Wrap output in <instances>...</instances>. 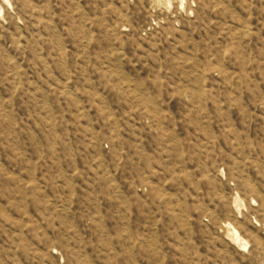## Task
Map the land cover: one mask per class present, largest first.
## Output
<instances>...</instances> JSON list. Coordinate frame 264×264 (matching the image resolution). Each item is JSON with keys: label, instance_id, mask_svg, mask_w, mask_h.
Returning a JSON list of instances; mask_svg holds the SVG:
<instances>
[{"label": "rangeland", "instance_id": "obj_1", "mask_svg": "<svg viewBox=\"0 0 264 264\" xmlns=\"http://www.w3.org/2000/svg\"><path fill=\"white\" fill-rule=\"evenodd\" d=\"M0 264H264V0H0Z\"/></svg>", "mask_w": 264, "mask_h": 264}]
</instances>
